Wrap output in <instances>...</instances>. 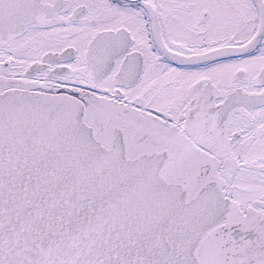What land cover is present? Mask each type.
Segmentation results:
<instances>
[{
    "label": "snow or ice",
    "instance_id": "1",
    "mask_svg": "<svg viewBox=\"0 0 264 264\" xmlns=\"http://www.w3.org/2000/svg\"><path fill=\"white\" fill-rule=\"evenodd\" d=\"M0 264H264V0H0Z\"/></svg>",
    "mask_w": 264,
    "mask_h": 264
}]
</instances>
